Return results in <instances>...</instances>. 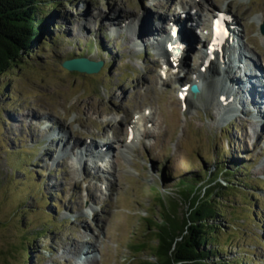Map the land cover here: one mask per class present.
Instances as JSON below:
<instances>
[{
	"label": "rangeland",
	"instance_id": "obj_1",
	"mask_svg": "<svg viewBox=\"0 0 264 264\" xmlns=\"http://www.w3.org/2000/svg\"><path fill=\"white\" fill-rule=\"evenodd\" d=\"M184 1L57 0L56 7H47L46 43L0 78V264L153 261L152 249H134L157 243L147 218L160 223L171 211L183 220L190 201L177 187L181 178L200 174L201 179L211 172L213 179L222 167L225 173L216 180L233 187L216 193L226 214L218 217L214 238L220 255L210 260L264 264V101L258 100L263 120L254 118L255 107L222 106L219 91L226 79L217 64L203 76L199 92L189 89L212 63L206 62L208 32L213 11L220 8L237 23L240 39L229 51L255 59L247 60V71L254 75L252 92L262 95L264 0L185 1L199 9L182 8ZM159 10L166 12L167 32L166 21L176 13L187 12L194 20L201 13L205 19L196 23L197 38L186 46L177 70L158 37ZM230 57L225 53L220 61L230 63L226 70L237 77L241 66ZM75 58L102 67L95 73L68 70L63 63ZM247 77L237 80L245 84ZM185 88L189 96L182 93ZM53 138H65V146ZM91 142L109 146L108 155L97 159L84 148L70 150L73 143ZM89 148L96 151L93 144ZM201 184L203 193L207 185ZM71 242L83 243L84 254L95 243V257L79 261L68 251Z\"/></svg>",
	"mask_w": 264,
	"mask_h": 264
},
{
	"label": "trees",
	"instance_id": "obj_2",
	"mask_svg": "<svg viewBox=\"0 0 264 264\" xmlns=\"http://www.w3.org/2000/svg\"><path fill=\"white\" fill-rule=\"evenodd\" d=\"M57 3V0H0V78L22 65L25 62L24 55L36 54L40 43H46L50 36L47 20L51 15L47 7H56ZM225 157L221 154L219 160L224 161ZM227 171L229 175L235 173ZM223 173L224 167L214 172L213 179L211 172L201 174V179L198 177L200 174L181 178L177 187L180 194L190 201L188 215L179 221L170 211L160 223L147 218L152 223L151 226L155 225L149 226L154 229L157 243L155 246L148 245L149 247L144 242L134 246L138 252L152 249L154 260H147L144 264H232L225 259L221 263L220 260H210L211 257L220 255L214 238L221 227L218 217L226 214L217 205L219 199L216 197L222 195L216 193L219 190L226 192L233 187L224 186L216 180ZM202 182L207 185L203 193ZM159 198L163 206H166V197Z\"/></svg>",
	"mask_w": 264,
	"mask_h": 264
},
{
	"label": "bare ground",
	"instance_id": "obj_3",
	"mask_svg": "<svg viewBox=\"0 0 264 264\" xmlns=\"http://www.w3.org/2000/svg\"><path fill=\"white\" fill-rule=\"evenodd\" d=\"M186 1V0H185ZM185 1L183 2V5H182V8H186L187 6L190 8V6H193L194 8H196V9H199V7H200V5L198 4V3H196V2H192V1H190V2H186L185 3ZM161 6H163L162 4H161ZM163 10H165V9H163ZM161 11V10H159L160 12H162V13H160V14H158L157 13V15H159V17H158V20L159 21H157L156 23H157V25H158V27H159V29H160V33H159V35H158V37H160V38H162L160 41H162V43L166 40V43H168L169 41H173V40H175V39H181V40H185V41H187V46H189V44L192 42V40H194V38H197V34H196V29H195V27L194 26H191V27H187V24H183L182 23V20L180 19V17H178V19L175 21L179 26H180V30H179V32H178V36H173L172 34H171V30L169 31V32H167V30H166V28L164 27V23L162 22V21H164V20H166L167 18H165V14H166V12L165 11ZM156 15V16H157ZM198 15V17H197V24L198 25H201V24H204L205 23V19H204V17L201 15V13H198L197 14ZM214 16V15H213ZM213 16H211L212 18H213ZM151 19V21H147L146 23H145V30L147 31V28L150 26V25H152L153 24V21H154V19L153 18H150ZM120 20V19H119ZM142 20V17H140L139 18V20L138 21H141ZM125 22H127V21H125ZM149 22V23H148ZM167 22V24L169 25L170 24V20H167L166 21ZM119 24V23H118ZM155 24V23H154ZM232 24H233V21H232ZM234 24H237V23H234ZM143 23H142V26L140 27V29H142L143 28ZM169 27L171 28V26L169 25ZM158 31V30H157ZM233 31V30H232ZM209 33V32H208ZM144 36H146V37H148V35L147 34H143ZM152 35V34H151ZM208 36V35H207ZM239 35H238V29L236 28V29H234V31H233V33H232V38H233V44H232V48H236L235 47V45L237 46V44H234V41L235 40H238V39H240V38H238L237 39V37H238ZM209 37V36H208ZM207 38V37H206ZM168 41V42H167ZM240 43V42H239ZM211 44V43H210ZM161 45V44H160ZM213 45H215V47L211 50V51H209V53H208V55L209 54H213L214 56V58H211L210 59V66L206 69V71L204 72V71H202L201 72V74H200V77H197L194 81L198 84V85H200V83H201V81H202V79H204V75H208L209 73H210V70H211V68L213 67L212 65H214V64H217L218 66H221V68H222V72L221 71H219V69L217 68V75H219V73L221 72V73H223L224 74V78L226 79V83H225V85H223L222 87H221V89H220V94H221V97H222V95H223V97L225 98V100H227L228 101V103L229 104H236L237 105V107L239 108L240 107V109H243L244 110V108H246V110H251V109H253V107H255V109H256V112H255V114H254V118H256V119H262L261 117L263 116V107H261V103L258 101L259 100V98H260V100H263L264 101V85L263 86H261L260 85V87H261V89L263 90V92H261L262 93V95L260 96L259 95V93H258V95L257 94H255V93H253L252 92V85H251V79L254 77V75L252 76V74H253V71H250V74H249V72L247 71V68L248 69H250V66H248L247 65V60L248 59H251V60H253V61H255V59L252 57V56H249L248 58L247 57H245L244 55H243V53H242V51H240V50H238L237 51V56L235 57V59H237L238 60V62H237V60H235V59H232L231 57H230V60H235L236 61V63L238 64L239 63V65L241 66V68H239V70H237L236 71V75H237V77H232L233 76V74H231V72H229V70L230 69H228V70H226L227 69V67L228 66H230V63L227 65V66H225V64H227V63H225L224 64V66H223V63L220 61V60H223L224 61V59H223V57H225V52L224 51H219L217 48L219 47V45L218 44H213ZM237 50V49H236ZM242 50V49H241ZM229 55L230 54H228V57H229ZM246 55V54H245ZM215 58L217 59L216 61H215ZM220 59V60H219ZM244 61L245 62V64L244 63H242L241 61ZM229 68V67H228ZM261 67H259V68H255L256 70H258V69H260ZM263 69V68H262ZM264 70V69H263ZM225 71V72H224ZM226 71L228 72V78L225 76V74H226ZM242 71V72H241ZM233 72H235V71H233ZM261 71L260 70H258V73L256 74V75H258L259 73H260ZM246 75L248 76L247 78H249V82H245V84H242L241 83V81L242 80H244V79H246ZM259 76V75H258ZM234 78H236V79H234ZM237 79H239V80H241V81H239V80H237ZM251 80V81H250ZM240 87H241V90H240ZM210 89L211 90H213L214 91V89H217L216 87H215V85H211L210 86ZM185 90V91H184ZM187 89L185 88V89H182V93H184V92H187L186 91ZM229 92H230V94H229ZM235 92H237L236 94H235ZM188 96H189V93L187 92L186 93ZM240 94H242L243 95V97H244V100H245V103H244V106L246 105V104H249L248 106H246V107H244L243 105L241 106L240 105V103H242L243 104V97H240ZM231 95V96H230ZM187 96V97H188ZM232 98V100H231V98ZM255 98V99H254ZM256 101H258V103H256ZM227 103V104H228ZM191 104H193V101H191ZM261 108V109H260ZM246 112V111H245ZM263 120V119H262ZM264 121V120H263ZM107 126V125H106ZM121 130V129H120ZM115 136V135H114ZM60 138V137H59ZM58 138V139H59ZM116 138V137H115ZM117 138L118 139H120L121 138V135H118L117 136ZM59 141V140H61V142L63 143L62 144V147H64L65 146V142H66V140H65V138H61V139H59V140H57L56 138H53L52 139V141ZM74 142H75V140H74ZM89 144H93L96 148H95V150L96 151H91V149L89 148ZM74 146V147H73ZM73 146H71L72 148H70V150H72V152H73V149L74 148H76V147H79V148H84L85 149V151H86V153L87 154H89L90 156H93V157H95V158H101V156H104V154L106 153V151L107 150H110L109 149V146L108 147H99V146H97L96 145V143L95 142H91V143H84V146L83 145H79V146H75L74 145V143H73ZM103 158V157H102ZM95 173V172H94ZM87 241V238H85V237H83V236H81V241ZM89 241V240H88ZM71 243H73V242H71ZM67 245V244H66ZM71 245V244H70ZM83 246H84V244L83 243H78V242H74L73 243V247L71 248V246H69V248H68V251L69 252H71V253H77V255L79 256L78 258H79V261H85L88 257H95L94 256V253H93V251L95 250L94 248H93V246H95V243L94 244H91L90 245V248H92L91 249V251H89L88 252V254H84L85 252L87 253V251L85 250V247L83 248Z\"/></svg>",
	"mask_w": 264,
	"mask_h": 264
},
{
	"label": "water",
	"instance_id": "obj_4",
	"mask_svg": "<svg viewBox=\"0 0 264 264\" xmlns=\"http://www.w3.org/2000/svg\"><path fill=\"white\" fill-rule=\"evenodd\" d=\"M63 65L68 70H76L84 73H95L98 72L102 67V62L91 61L87 58H75L67 60ZM192 91L197 93L200 91L199 86L195 83L192 85Z\"/></svg>",
	"mask_w": 264,
	"mask_h": 264
}]
</instances>
